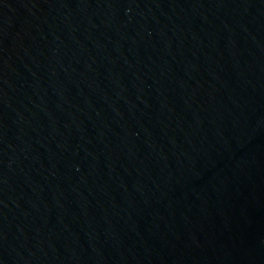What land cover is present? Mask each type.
<instances>
[{
	"label": "water",
	"instance_id": "1",
	"mask_svg": "<svg viewBox=\"0 0 264 264\" xmlns=\"http://www.w3.org/2000/svg\"><path fill=\"white\" fill-rule=\"evenodd\" d=\"M0 264H264V0H0Z\"/></svg>",
	"mask_w": 264,
	"mask_h": 264
}]
</instances>
